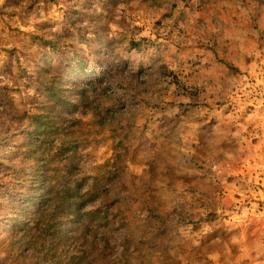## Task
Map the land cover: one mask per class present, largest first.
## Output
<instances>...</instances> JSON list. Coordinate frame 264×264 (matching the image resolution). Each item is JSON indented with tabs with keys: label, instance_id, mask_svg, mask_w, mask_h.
<instances>
[{
	"label": "rangeland",
	"instance_id": "374dc122",
	"mask_svg": "<svg viewBox=\"0 0 264 264\" xmlns=\"http://www.w3.org/2000/svg\"><path fill=\"white\" fill-rule=\"evenodd\" d=\"M0 264H264V0H0Z\"/></svg>",
	"mask_w": 264,
	"mask_h": 264
},
{
	"label": "trees",
	"instance_id": "16d2710c",
	"mask_svg": "<svg viewBox=\"0 0 264 264\" xmlns=\"http://www.w3.org/2000/svg\"><path fill=\"white\" fill-rule=\"evenodd\" d=\"M50 43V42H49ZM72 73V71H69L68 74ZM51 89L54 92H60L63 89L61 87H59V85H56L55 83L50 84V86L48 87V90ZM54 156H56V154H54ZM56 162V161H55ZM37 170V179L43 181V192L46 193H54L53 191V185L50 183V177H48L49 172L47 171H40V168H36ZM48 170V169H47ZM62 187V186H61ZM61 187L58 189L57 191V196L56 198L60 201V202H64L66 201V205H64V210H67L69 207H72L73 210L75 211V216L80 217V223L81 224H86L84 222L85 218H90V217H94L96 218L98 216L99 213V209H95L92 211H84L81 212V208L83 206H85L87 204V202H89L90 200H92V198L87 199V196L90 194L89 191H85V192H81V189L76 188V193H71V189L68 190V187L63 186V188L61 189ZM60 190V191H59ZM71 197H73V199H71ZM38 211V210H36ZM34 211V213L36 212ZM39 213V211H38Z\"/></svg>",
	"mask_w": 264,
	"mask_h": 264
}]
</instances>
